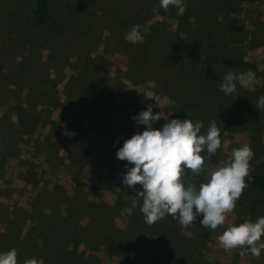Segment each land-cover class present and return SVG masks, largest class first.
<instances>
[{
  "label": "rangeland",
  "instance_id": "1",
  "mask_svg": "<svg viewBox=\"0 0 264 264\" xmlns=\"http://www.w3.org/2000/svg\"><path fill=\"white\" fill-rule=\"evenodd\" d=\"M32 2L0 0V252L15 249L17 264H47L56 234L55 264H264V250H224L218 240L231 224L264 216V193L243 190L216 229L199 217L188 227L171 215L148 224L139 207L121 215L138 197L121 183L126 161L115 156L143 130L131 117L154 104L141 93L154 84L175 100L154 104V127L190 118L206 132L215 121L222 145L210 158L201 153L206 166L249 144V172L264 169V107H255L264 94V0H187L183 15L159 0H49V19L23 40ZM134 24L143 35L135 44L125 40ZM228 55L246 62L241 72H255V91L238 86L219 98L217 90L210 103L200 85L174 81L219 58L206 71L219 85ZM87 108L100 112L99 124L94 114L77 118Z\"/></svg>",
  "mask_w": 264,
  "mask_h": 264
},
{
  "label": "clouds",
  "instance_id": "2",
  "mask_svg": "<svg viewBox=\"0 0 264 264\" xmlns=\"http://www.w3.org/2000/svg\"><path fill=\"white\" fill-rule=\"evenodd\" d=\"M186 4L187 0H159L158 8L167 10L171 6L177 15H183ZM125 40L133 44L142 42L140 26L132 25ZM254 79L252 69L229 70L223 74L218 88L225 95L236 93L238 86L255 91ZM141 93L143 99H151L159 109L161 101L166 106L175 104L170 97H162L154 84ZM154 104L148 103L131 117L144 128L123 139L115 152L117 159L126 161L121 183L135 191L138 197L131 207L121 209V215H131L133 208L139 207L144 222L148 224L171 215L173 220L188 227L199 217L202 227L216 229L225 223V214L234 210L236 201L248 186L245 178L249 176V162L254 151L249 144H242L216 166H206V157L201 153L210 158L222 145L220 128L215 121L209 122L206 132L201 131L204 127L202 121L178 117L167 118L157 128L154 124L161 116L159 111H153ZM255 107H264V94L258 97ZM186 170L195 175L203 172L204 179L199 184L194 183L186 176ZM262 236L264 216H259L254 221L231 224L219 234L218 240L224 250L241 247L259 256L264 250ZM0 264H17L16 250L0 252Z\"/></svg>",
  "mask_w": 264,
  "mask_h": 264
},
{
  "label": "trees",
  "instance_id": "3",
  "mask_svg": "<svg viewBox=\"0 0 264 264\" xmlns=\"http://www.w3.org/2000/svg\"><path fill=\"white\" fill-rule=\"evenodd\" d=\"M49 17H50L49 0H33L32 6H31V15L29 16L28 22L26 24H23V28L21 29V32H20V36H21L20 39H23V40H29L30 39L31 40L32 38H34L36 36V34L38 35L39 26L42 25L45 21H47L49 19ZM9 40H12V39H9ZM227 61L229 63V67H230L229 70H232V71L233 70L240 71L239 68L246 65V62L238 56H232L231 57L230 55H228ZM218 62H220L219 58L216 59L215 63L213 61L212 65L206 66V67L203 66L204 70H197L196 68H194V70L190 69V71L187 72L188 74L186 75V77H184L182 79V77L176 76V78H174V81L181 82V83H183V81H184L185 83H187V86H185V87H189L192 83H196V84H193V86L200 85L201 90L204 91V94L211 93L209 98H207V100L209 102L210 101L211 102L217 101L216 99H218V98H216V95L218 94L217 90H219L218 85L216 83L217 80L210 78V75H209V77H207L206 71L210 72V70L214 69L215 64H217ZM223 73L224 72L220 73V77H221L220 80H222ZM199 94H200V92H199ZM199 94L196 92V96H199ZM226 96L227 95L224 94V95L218 96V97L219 98H225ZM183 104L184 103H182V102H178L177 107L179 109H181L179 107V105L183 106ZM56 107H61V102ZM198 108L211 112V110H208L209 106L205 107L203 104L198 106ZM86 111L88 113H84L83 117L79 116L77 118L79 120H90L92 118V115L94 114L96 116V122L99 124L98 121H99V117H100V112H98V111L93 112L91 109L89 111L88 108L86 109ZM245 179H246V183L248 185L244 189L246 193L249 190L264 193V169L262 171L249 172V176L246 177ZM57 237L58 236L56 234H50V236L48 237V247L53 248V249L50 250L51 251L50 255L46 258V262H48L47 264H55V262H56V260L54 259V255H55L54 249L57 248V244H56V238Z\"/></svg>",
  "mask_w": 264,
  "mask_h": 264
}]
</instances>
